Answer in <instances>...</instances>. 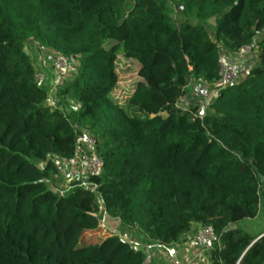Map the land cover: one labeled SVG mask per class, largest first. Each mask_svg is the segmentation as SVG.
Listing matches in <instances>:
<instances>
[{
  "label": "trees",
  "instance_id": "obj_1",
  "mask_svg": "<svg viewBox=\"0 0 264 264\" xmlns=\"http://www.w3.org/2000/svg\"><path fill=\"white\" fill-rule=\"evenodd\" d=\"M181 5L177 20L169 9ZM30 43L78 59L56 106ZM220 44L257 52L204 116L180 108L192 79L221 80ZM120 53L141 77L123 102ZM84 129L104 159L95 188L64 185L54 162L75 156ZM261 207L264 0H0V264H147L136 233L171 248L195 225L220 237L213 264H264V231L237 227ZM102 211L130 241L84 242Z\"/></svg>",
  "mask_w": 264,
  "mask_h": 264
},
{
  "label": "rangeland",
  "instance_id": "obj_2",
  "mask_svg": "<svg viewBox=\"0 0 264 264\" xmlns=\"http://www.w3.org/2000/svg\"><path fill=\"white\" fill-rule=\"evenodd\" d=\"M169 12H171L172 16L179 20L180 14L178 15L177 13H175V10L172 11L171 9H169ZM214 24L215 22L211 21L212 27ZM210 31H212V29H210ZM25 48L29 53L32 62L35 66L36 76L45 74L46 83L51 86L52 92L50 93V99L48 101V104L52 105V102H58V99L56 98V93L59 90V86H64L68 79L72 77L77 68L78 59H73L72 63L70 64V70L67 74V77L64 79H60V74L55 68V59L57 56L56 52H54L51 48H48L38 43L27 44ZM256 52L257 50L255 48L251 49V53L247 55L245 60L243 59L244 66L241 65V71H244V73H246L245 71L250 66L254 58V54ZM221 54L229 57V59L232 61H234L236 58V54L230 52L227 48L222 45ZM115 69L118 75V83L114 90V97L116 100L123 102L133 92L136 83L141 80V77L139 75L140 63L137 59L127 58L122 53H120L115 61ZM240 78H242L241 75L239 76V79ZM59 79L61 80V83H58ZM216 86V84H205L195 79H192L191 83L187 87L186 95L181 99L179 103V107L182 109H188L192 106H198V114L204 116L207 108L213 102V97L217 93ZM71 105L75 106L74 103H71ZM71 177L72 176H69V178H67L66 176H64L63 184L67 186L69 182H73L74 179H72ZM99 218L101 221L100 228L95 232L87 233L84 239L85 243H100L103 239H105L112 233L122 231L121 222L119 219L111 217L104 211L99 214ZM237 227L254 235L262 233L264 231V207L260 208L258 217L254 219L242 220L237 225ZM197 230L198 229H195L194 233ZM123 231L126 232L125 230ZM121 235L130 240V232L129 234H127L126 232L124 234L122 233ZM133 241L137 247H141L143 248V250L146 251L148 257L147 264H157L158 262L161 263L156 258H159L160 255H162V248L157 245V243L147 242V240L143 236L141 237L140 234L137 233L135 234Z\"/></svg>",
  "mask_w": 264,
  "mask_h": 264
},
{
  "label": "built area",
  "instance_id": "obj_3",
  "mask_svg": "<svg viewBox=\"0 0 264 264\" xmlns=\"http://www.w3.org/2000/svg\"><path fill=\"white\" fill-rule=\"evenodd\" d=\"M174 10L175 13H178L184 10V6L181 5L178 8L174 7ZM251 49H253V46L248 45L239 51H231L232 53L236 54L234 61L230 60L229 57L223 54L220 55L221 80L216 83V92H218L219 87L229 86L239 80L241 65L244 64L243 61L247 55L251 53ZM73 59L74 58L57 54L55 59V68L60 74V79L67 77V74L70 70V64L72 63ZM60 79L58 83H61ZM36 80L38 86L44 85L46 83L45 74L37 75ZM216 96L217 93L213 98ZM57 104L58 102H52V105L54 106ZM54 162L57 170L63 177L66 176L69 178V176H72L71 178L74 179V181H80L81 186L86 188H95L96 186L93 182L89 181V178L92 176L101 175L104 168V159L98 151L97 135L88 129H84L78 136L75 156L70 159L54 158ZM70 188L71 187H69V189ZM194 241L204 250L209 251L215 246L216 243L219 246L221 245L220 237L216 234L212 226L200 227L195 233Z\"/></svg>",
  "mask_w": 264,
  "mask_h": 264
},
{
  "label": "crops",
  "instance_id": "obj_4",
  "mask_svg": "<svg viewBox=\"0 0 264 264\" xmlns=\"http://www.w3.org/2000/svg\"><path fill=\"white\" fill-rule=\"evenodd\" d=\"M240 75L244 77V71H241ZM199 228L198 225H195L175 247L164 248L160 246L162 248V255L156 258L161 263L157 261V264H213L211 252L209 250H204L194 241L196 233H194V230Z\"/></svg>",
  "mask_w": 264,
  "mask_h": 264
},
{
  "label": "water",
  "instance_id": "obj_5",
  "mask_svg": "<svg viewBox=\"0 0 264 264\" xmlns=\"http://www.w3.org/2000/svg\"><path fill=\"white\" fill-rule=\"evenodd\" d=\"M229 229H232V227H230ZM116 234L119 235V236L121 237V239H123V240H125V241H130L128 238H125L124 236H122L120 231H117ZM260 237H261V236H260ZM255 241H256V240H255ZM255 241H254V242H255ZM254 242H253V243H254ZM242 258H243V256L241 257V259H240V261H239L238 264H240Z\"/></svg>",
  "mask_w": 264,
  "mask_h": 264
}]
</instances>
